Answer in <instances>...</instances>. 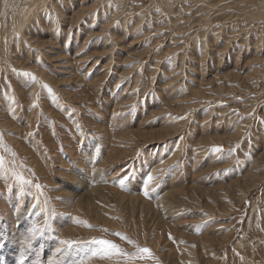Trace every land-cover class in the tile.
I'll list each match as a JSON object with an SVG mask.
<instances>
[{
    "label": "rangeland",
    "instance_id": "obj_1",
    "mask_svg": "<svg viewBox=\"0 0 264 264\" xmlns=\"http://www.w3.org/2000/svg\"><path fill=\"white\" fill-rule=\"evenodd\" d=\"M259 6L0 0V264H78L92 246L59 241L92 238L150 249L130 264H264Z\"/></svg>",
    "mask_w": 264,
    "mask_h": 264
},
{
    "label": "snow or ice",
    "instance_id": "obj_2",
    "mask_svg": "<svg viewBox=\"0 0 264 264\" xmlns=\"http://www.w3.org/2000/svg\"><path fill=\"white\" fill-rule=\"evenodd\" d=\"M15 71V70H13ZM18 75H21L23 77H27L30 79V81L35 82L36 77L33 73L30 72H23V73H17ZM42 87L48 88L49 92H51V88L47 85H42ZM37 105L34 103L32 105V107H36ZM237 115H239V113L237 112ZM264 122V121H262ZM3 144V135L2 133H0V145ZM211 151L213 152H223V148L220 146H215L211 149ZM4 166V159L3 157H0V167ZM13 176L16 180L18 181H23V177L17 175L15 172H13ZM156 177L154 176H149L148 177V181L152 182L153 180H155ZM26 182V181H24ZM120 184L121 186H123L124 181L123 179L120 180ZM36 187H40V185H36ZM143 195L145 197L149 196V191H148V185H145L144 191H143ZM87 227H91L90 225H85ZM48 228V224H47V220L45 221V225L43 227L41 226H34L31 231H30V239L28 241H26V243L28 244V246H31V241L35 240L38 236H43L46 232ZM102 231H107L102 229ZM115 235H118L121 239L125 240L126 242H128L129 244H134L135 242L131 241L128 237L124 236L121 233H115ZM171 238V236H170ZM59 244L62 247H58L56 249V252L58 254H62L65 251H68L74 247H79V246H83V245H91L92 248L85 251L84 257L78 262V264H87V261L92 259V258H102V259H111L113 257H119V258H123L125 261V264H130L131 261L136 260V259H140V260H144V259H148L152 257V253L150 251V249L144 247L141 248L138 245H136V252L133 254H129L127 253L124 249L120 248L117 244H115L112 241L103 239V238H92L91 240L88 241H84V240H60Z\"/></svg>",
    "mask_w": 264,
    "mask_h": 264
},
{
    "label": "bare ground",
    "instance_id": "obj_3",
    "mask_svg": "<svg viewBox=\"0 0 264 264\" xmlns=\"http://www.w3.org/2000/svg\"><path fill=\"white\" fill-rule=\"evenodd\" d=\"M157 2L158 3H160V6L162 7V8H164L165 10H170V5H171V2H172V0H157ZM258 9H257V13H256V15L257 16H260V18H262V17H264V6H259V7H257ZM171 13V12H170ZM259 21V20H258ZM261 24V23H260ZM264 24V23H263ZM96 193V192H95ZM69 198H71L70 196H68ZM88 199V198H87ZM71 201H73V200H71ZM91 201V200H90ZM93 201V200H92ZM81 202V201H80ZM91 203V202H90ZM72 204V202H70V205ZM82 204H83V202H82ZM74 207V206H73ZM89 208V207H88ZM74 209V208H73ZM72 209V210H73ZM69 210H71V208L69 209ZM72 212V211H71ZM4 227H6V226H4ZM65 227V226H64ZM68 228V227H67ZM2 230H4V228H1L0 227V237L1 238H3V234H2ZM22 232H23V229H22ZM17 246H19V250H24L23 248H24V243L23 244H20V241H17V242H14ZM35 251H37V250H35ZM51 260V257L49 256V259H48V257H47V262L46 263H44V264H50V261ZM57 260H59V259H57Z\"/></svg>",
    "mask_w": 264,
    "mask_h": 264
}]
</instances>
